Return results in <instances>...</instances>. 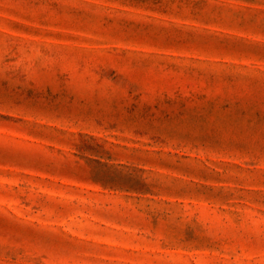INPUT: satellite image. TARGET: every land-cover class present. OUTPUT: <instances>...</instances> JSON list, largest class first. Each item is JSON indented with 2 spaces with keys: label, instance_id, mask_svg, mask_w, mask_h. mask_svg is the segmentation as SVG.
<instances>
[{
  "label": "rangeland",
  "instance_id": "1",
  "mask_svg": "<svg viewBox=\"0 0 264 264\" xmlns=\"http://www.w3.org/2000/svg\"><path fill=\"white\" fill-rule=\"evenodd\" d=\"M0 264H264V0H0Z\"/></svg>",
  "mask_w": 264,
  "mask_h": 264
}]
</instances>
